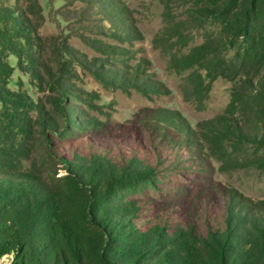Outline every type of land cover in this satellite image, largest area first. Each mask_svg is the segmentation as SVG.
I'll use <instances>...</instances> for the list:
<instances>
[{"label":"rangeland","instance_id":"374dc122","mask_svg":"<svg viewBox=\"0 0 264 264\" xmlns=\"http://www.w3.org/2000/svg\"><path fill=\"white\" fill-rule=\"evenodd\" d=\"M207 6L205 0H0V28L23 36L1 54L9 65L5 86L26 100L22 111L34 121L56 105L69 106L85 126H73L66 141L119 142L154 160L159 150V166L171 173L126 192L125 202L146 204L156 219L165 214L170 232H204L194 223L208 207L264 214V148L239 144L221 121L235 84L188 64L194 48L223 39V24ZM44 155L36 145L30 154ZM21 168L29 170L30 162Z\"/></svg>","mask_w":264,"mask_h":264},{"label":"trees","instance_id":"16d2710c","mask_svg":"<svg viewBox=\"0 0 264 264\" xmlns=\"http://www.w3.org/2000/svg\"><path fill=\"white\" fill-rule=\"evenodd\" d=\"M205 1L208 16L223 24V39L194 48L189 67L235 84L221 118L225 133L239 144L264 148V0ZM20 38V31L0 28V261L264 264V214L242 213L229 204L208 207L194 223L204 232H170L165 214L156 219L145 211L146 204L142 209L138 202H125L126 192L171 173L159 166V150L154 160L119 142L66 141L73 126H85L69 106L28 118L22 111L26 100L5 86L9 65L1 61L4 50ZM35 145L45 155L31 159ZM23 160L30 162L29 170H22Z\"/></svg>","mask_w":264,"mask_h":264}]
</instances>
